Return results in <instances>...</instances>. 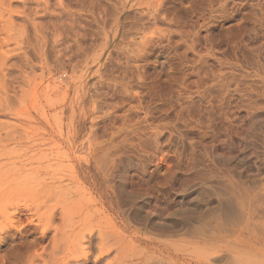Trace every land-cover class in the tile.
Returning <instances> with one entry per match:
<instances>
[{
	"label": "rangeland",
	"instance_id": "obj_1",
	"mask_svg": "<svg viewBox=\"0 0 264 264\" xmlns=\"http://www.w3.org/2000/svg\"><path fill=\"white\" fill-rule=\"evenodd\" d=\"M0 264H264V0H0Z\"/></svg>",
	"mask_w": 264,
	"mask_h": 264
},
{
	"label": "bare ground",
	"instance_id": "obj_2",
	"mask_svg": "<svg viewBox=\"0 0 264 264\" xmlns=\"http://www.w3.org/2000/svg\"><path fill=\"white\" fill-rule=\"evenodd\" d=\"M23 1H25V0H23ZM4 10H6V8H4ZM73 258L76 259V260H78V259L80 258V255L75 256V257H73Z\"/></svg>",
	"mask_w": 264,
	"mask_h": 264
}]
</instances>
